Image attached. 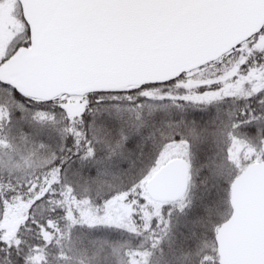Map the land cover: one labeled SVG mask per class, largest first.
I'll use <instances>...</instances> for the list:
<instances>
[{"label": "snow or ice", "instance_id": "obj_1", "mask_svg": "<svg viewBox=\"0 0 264 264\" xmlns=\"http://www.w3.org/2000/svg\"><path fill=\"white\" fill-rule=\"evenodd\" d=\"M0 264H264V0H0Z\"/></svg>", "mask_w": 264, "mask_h": 264}]
</instances>
